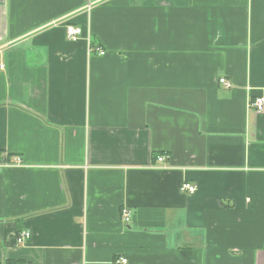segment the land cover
Here are the masks:
<instances>
[{
    "label": "crops",
    "instance_id": "0c3cea01",
    "mask_svg": "<svg viewBox=\"0 0 264 264\" xmlns=\"http://www.w3.org/2000/svg\"><path fill=\"white\" fill-rule=\"evenodd\" d=\"M0 61V264H264V0H0Z\"/></svg>",
    "mask_w": 264,
    "mask_h": 264
},
{
    "label": "built area",
    "instance_id": "2783aa9c",
    "mask_svg": "<svg viewBox=\"0 0 264 264\" xmlns=\"http://www.w3.org/2000/svg\"><path fill=\"white\" fill-rule=\"evenodd\" d=\"M83 34V30L80 27H76L74 25H68L67 26V36L70 40H77L81 35ZM105 51H101V54H104ZM5 65L3 62L0 61V69H4ZM220 82L225 84L226 86H230V84L227 82L225 78H221ZM252 107L256 109L258 112L264 111V96L257 97L252 103ZM158 160L160 162H163L165 160V156H159ZM181 189L183 191H188L193 193L196 190V187L191 185L190 183H183L181 186ZM121 217L122 221L124 223H128L132 218V212L130 209L123 208L121 211ZM30 237L29 231H23L18 236V242H24ZM119 264H129L128 260L126 258H121L118 260Z\"/></svg>",
    "mask_w": 264,
    "mask_h": 264
},
{
    "label": "trees",
    "instance_id": "16d2710c",
    "mask_svg": "<svg viewBox=\"0 0 264 264\" xmlns=\"http://www.w3.org/2000/svg\"><path fill=\"white\" fill-rule=\"evenodd\" d=\"M19 234H21V232L19 233ZM6 264H21V263H19V262H17V261H7V263Z\"/></svg>",
    "mask_w": 264,
    "mask_h": 264
}]
</instances>
